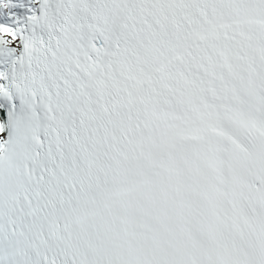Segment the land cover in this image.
I'll return each instance as SVG.
<instances>
[{"label": "snow or ice", "instance_id": "obj_1", "mask_svg": "<svg viewBox=\"0 0 264 264\" xmlns=\"http://www.w3.org/2000/svg\"><path fill=\"white\" fill-rule=\"evenodd\" d=\"M0 264H264V0H0Z\"/></svg>", "mask_w": 264, "mask_h": 264}]
</instances>
